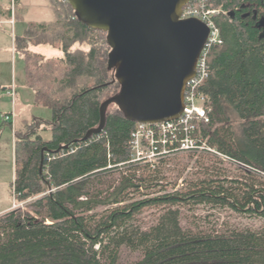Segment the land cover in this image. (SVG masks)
Segmentation results:
<instances>
[{
	"label": "trees",
	"instance_id": "trees-1",
	"mask_svg": "<svg viewBox=\"0 0 264 264\" xmlns=\"http://www.w3.org/2000/svg\"><path fill=\"white\" fill-rule=\"evenodd\" d=\"M49 1L55 19L29 22L16 38L26 86L52 119L15 132L12 189L26 207L0 216V264H123L125 250L135 255L127 264H264V0L190 2L220 11L213 20L222 38L199 88L210 120L194 122L192 137L241 173L227 175L206 159L224 161L200 155L198 171L179 188L186 168L175 181L165 173L183 159L132 161L137 123L116 103L102 133L84 140L101 124V105L121 91L112 49L107 33L82 23L67 0ZM8 12L0 2V19ZM38 46L62 57L32 50ZM175 134L171 151L186 136L182 128ZM202 205L259 218L263 227H186L182 210ZM148 210L158 212L151 222L143 218Z\"/></svg>",
	"mask_w": 264,
	"mask_h": 264
},
{
	"label": "water",
	"instance_id": "water-1",
	"mask_svg": "<svg viewBox=\"0 0 264 264\" xmlns=\"http://www.w3.org/2000/svg\"><path fill=\"white\" fill-rule=\"evenodd\" d=\"M78 19L107 33L110 60L121 91L100 109L101 124L84 140L102 133L108 107L116 103L137 124L179 119L187 82L197 72L209 27L197 18L183 19L193 0H67Z\"/></svg>",
	"mask_w": 264,
	"mask_h": 264
},
{
	"label": "rangeland",
	"instance_id": "rangeland-1",
	"mask_svg": "<svg viewBox=\"0 0 264 264\" xmlns=\"http://www.w3.org/2000/svg\"><path fill=\"white\" fill-rule=\"evenodd\" d=\"M47 0H22L21 8L18 11V4L15 0V5H12V0H0L4 7L11 8L12 14L15 17L14 25H3L0 23V211L8 207L17 205L19 208H25L26 203H16L12 184L15 179V132H26V120L29 124H34L37 119H40L42 128L47 121L52 119V111L42 105H36L34 101V91L26 86L25 83V64L22 57L16 51V38L20 36L25 30L30 21L34 22H48L54 20L55 9L51 8L46 2ZM44 5L41 6L40 5ZM50 7V8H49ZM32 50L39 52L47 57H62V53L53 47L38 46L32 47ZM15 87L17 94L15 103H12V97L9 91ZM14 112L17 115L16 125L2 122L4 115ZM46 126V124H45ZM38 133H42L38 131ZM45 138L50 139L51 133H45ZM143 159L136 161L140 164L151 163L159 165L161 161L179 157L183 159L179 165L169 164L167 168H171L169 172L165 173L172 181L179 176V169L186 170L182 173L181 180L178 182L182 186V181L193 177L198 171V161L200 155L216 157L224 161V166L220 163L214 162L213 159H206L210 165H214L217 169H224L225 173L230 176L240 175V170L237 169L239 165L230 161L222 155L210 152L204 149H197L194 151H179L158 157H151L148 148H143ZM194 154V157L191 155ZM210 154V155H209ZM203 158V156H202ZM210 158V157H209ZM151 159V160H150ZM150 161V162H149ZM244 170H248L242 167ZM172 187H169V192H174ZM183 216L186 218L183 224L187 227L192 225L194 221L198 225L206 228L228 229V228H249L257 230L263 227V221L256 217H249L247 215H239L230 209L212 208L211 206H197L192 208H184L182 210ZM157 210H148L143 215L145 222H151L157 214ZM128 250L123 251L122 263L127 264L134 259Z\"/></svg>",
	"mask_w": 264,
	"mask_h": 264
},
{
	"label": "built area",
	"instance_id": "built-area-1",
	"mask_svg": "<svg viewBox=\"0 0 264 264\" xmlns=\"http://www.w3.org/2000/svg\"><path fill=\"white\" fill-rule=\"evenodd\" d=\"M203 1V0H199ZM12 5H15V0H12ZM219 10H205L203 5H186L183 9L182 18H197L204 22L210 30L208 41L203 49L198 63L196 75L187 82L185 93V108L179 119L171 122H163L158 124H137L136 131L133 134L131 146L133 149V162L140 161L145 158L143 148H148L151 157H158L176 152L194 151L197 149H204L210 152L219 154L213 149L207 148L205 145H199L192 137V132L195 131L194 122H209V108L206 107V97L199 92V88L206 82L210 73V66L208 63V56L213 46L222 44L220 31L214 23L213 17L219 14ZM12 97V103H15L16 89L13 87L8 92ZM15 120V113L4 115L2 117L3 123L13 124ZM177 128H182L185 131V138L181 140L180 147L174 150L167 148L168 139L170 137H177L175 132ZM171 145L173 141L171 139ZM220 155V154H219ZM151 160V159H150ZM150 162V161H149ZM19 208L14 205V209Z\"/></svg>",
	"mask_w": 264,
	"mask_h": 264
},
{
	"label": "crops",
	"instance_id": "crops-1",
	"mask_svg": "<svg viewBox=\"0 0 264 264\" xmlns=\"http://www.w3.org/2000/svg\"><path fill=\"white\" fill-rule=\"evenodd\" d=\"M46 2H48L47 4L49 5V6H51V8H53L52 7V5L50 4V1L49 0H47ZM16 3L18 4V11L20 10V8H21V4H22V0H16ZM41 6H44L43 4L42 5H40V7ZM6 8V7H5ZM50 8V7H49ZM6 9H8V10H10L8 7L6 8ZM54 19H55V17H54ZM53 21V20H52ZM30 22H34V21H30ZM48 22H51V21H48ZM0 23H2L3 25H14L15 24V17H14V15L12 14V12H11V15H10V13L8 12L7 13V16H6V18H1L0 19ZM47 57V56H46ZM48 58H54V57H48ZM56 58V57H55ZM16 94H17V91H16ZM34 101H35V94H34ZM16 120H17V115L15 114V120H14V123L12 124L13 125V127L16 125ZM26 122H28L27 120H26ZM11 124V123H10ZM14 209V206H12V207H8V208H6L5 210H2V211H0V216L1 215H3V214H5V213H7V212H9V211H11V210H13Z\"/></svg>",
	"mask_w": 264,
	"mask_h": 264
},
{
	"label": "bare ground",
	"instance_id": "bare-ground-1",
	"mask_svg": "<svg viewBox=\"0 0 264 264\" xmlns=\"http://www.w3.org/2000/svg\"><path fill=\"white\" fill-rule=\"evenodd\" d=\"M210 76V75H209ZM197 128V127H196Z\"/></svg>",
	"mask_w": 264,
	"mask_h": 264
}]
</instances>
